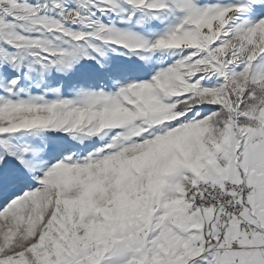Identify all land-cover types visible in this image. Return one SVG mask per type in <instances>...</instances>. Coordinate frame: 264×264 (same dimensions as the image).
Here are the masks:
<instances>
[{
    "label": "snow or ice",
    "instance_id": "1",
    "mask_svg": "<svg viewBox=\"0 0 264 264\" xmlns=\"http://www.w3.org/2000/svg\"><path fill=\"white\" fill-rule=\"evenodd\" d=\"M0 264H264V0H0Z\"/></svg>",
    "mask_w": 264,
    "mask_h": 264
}]
</instances>
